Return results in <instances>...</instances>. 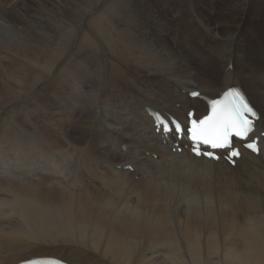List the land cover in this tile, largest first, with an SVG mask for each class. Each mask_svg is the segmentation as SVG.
I'll list each match as a JSON object with an SVG mask.
<instances>
[{
	"label": "bare ground",
	"instance_id": "bare-ground-1",
	"mask_svg": "<svg viewBox=\"0 0 264 264\" xmlns=\"http://www.w3.org/2000/svg\"><path fill=\"white\" fill-rule=\"evenodd\" d=\"M143 1L0 0V264H264V137L231 166L146 111L239 84L264 130V0H168L173 34Z\"/></svg>",
	"mask_w": 264,
	"mask_h": 264
},
{
	"label": "snow or ice",
	"instance_id": "snow-or-ice-1",
	"mask_svg": "<svg viewBox=\"0 0 264 264\" xmlns=\"http://www.w3.org/2000/svg\"><path fill=\"white\" fill-rule=\"evenodd\" d=\"M190 95L196 97L199 93L193 91ZM246 113L255 115L253 107L250 106L246 98L235 88L230 89L229 92L223 95L222 99L216 102L213 107V115L197 119L195 110H191L188 113L190 124L188 132L190 133V139L196 145V147L193 148V152L198 156L203 155L220 160L221 157L216 155L214 151H201L200 145H207L212 150L218 148L228 149L227 155L224 158L235 164L236 160L234 158L239 157L241 152L240 149L235 147L232 143V136L235 135L242 140H248V133L252 131L253 122L248 118ZM207 121H213L212 125H210L208 129H201L199 135H197L196 129L199 126L205 125ZM176 131L179 137L183 129L179 128L176 129ZM244 147L253 152H259L260 150L258 140L256 139L244 144ZM28 264H59V262L29 261Z\"/></svg>",
	"mask_w": 264,
	"mask_h": 264
},
{
	"label": "rangeland",
	"instance_id": "rangeland-1",
	"mask_svg": "<svg viewBox=\"0 0 264 264\" xmlns=\"http://www.w3.org/2000/svg\"><path fill=\"white\" fill-rule=\"evenodd\" d=\"M16 1L17 0H10V3H9V5H12V4H14V3H16ZM40 0H28V3H32V4H29V7L31 8V9H33V10H35L36 8H37V5H38V2H39ZM166 1V0H165ZM165 1H163V0H153V1H151L152 3H150V2H147V0H144L143 1V3L145 4V3H147V5H145L144 7H143V12L144 13H148L149 11H153V12H159V11H161L162 9H164V11H167V12H169V15H166L165 16V18H166V23H165V27H167V28H169V30H168V32L169 33H172L173 34V32L175 31L174 29H175V24H174V22H173V16H179L180 15V13L178 12V11H176L175 9L173 10V7L171 8L170 7V3H169V1L167 0V2H168V5L164 8V2ZM143 4V5H144ZM155 4V5H154ZM160 4V5H159ZM32 5V6H31ZM34 5V6H33ZM142 5V6H143ZM35 7V8H34ZM172 12V13H171ZM178 12V13H177ZM206 13H204V15H202L203 16V18H206L207 19V16H209V14H210V11H205ZM206 14H208L207 16H206ZM172 19V20H171ZM161 20H163V19H161ZM260 24H264V23H260ZM251 41V40H250ZM179 106V105H178ZM31 110L32 111H34V112H36L35 111V109L34 108H31ZM16 111H18V110H16ZM15 113V112H14ZM14 113L12 112V115L14 116ZM19 113V111L18 112H16V114H18ZM20 113H23V112H20ZM24 113H26V111H24ZM23 113V115L24 116H28V115H26V114H24ZM36 113H39L38 111L36 112ZM5 119H7L6 120V122L7 123H10V119H9V117H6ZM23 124V123H22ZM1 130H4V129H0V131ZM6 130H8L7 131V133L5 134V135H3L5 138H1V140H4V141H10V140H12L13 138H10V135H11V133H14L15 131H16V129H12V130H10V128L8 127ZM10 132V133H9ZM17 134H19V133H16V134H13V136H14V138H16V136H17ZM47 136V135H46ZM21 137V136H20ZM48 137V136H47ZM22 138V137H21ZM25 139H27V138H25ZM138 153H136L134 156H137L138 157ZM155 156V155H154ZM29 183H31V182H29ZM75 191H78V190H76L75 189Z\"/></svg>",
	"mask_w": 264,
	"mask_h": 264
}]
</instances>
